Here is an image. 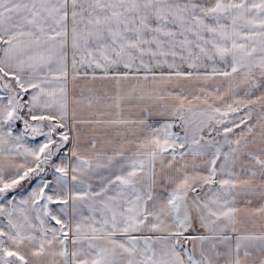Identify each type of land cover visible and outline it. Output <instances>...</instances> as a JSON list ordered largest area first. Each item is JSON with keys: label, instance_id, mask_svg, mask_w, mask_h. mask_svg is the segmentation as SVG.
Returning <instances> with one entry per match:
<instances>
[{"label": "snow or ice", "instance_id": "6c2138e0", "mask_svg": "<svg viewBox=\"0 0 264 264\" xmlns=\"http://www.w3.org/2000/svg\"><path fill=\"white\" fill-rule=\"evenodd\" d=\"M0 264H264V0H0Z\"/></svg>", "mask_w": 264, "mask_h": 264}]
</instances>
